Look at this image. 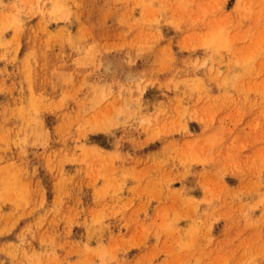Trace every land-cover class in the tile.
I'll return each instance as SVG.
<instances>
[{
	"label": "rangeland",
	"instance_id": "374dc122",
	"mask_svg": "<svg viewBox=\"0 0 264 264\" xmlns=\"http://www.w3.org/2000/svg\"><path fill=\"white\" fill-rule=\"evenodd\" d=\"M0 264H264V0H0Z\"/></svg>",
	"mask_w": 264,
	"mask_h": 264
}]
</instances>
